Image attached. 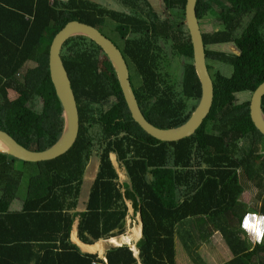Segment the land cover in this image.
Instances as JSON below:
<instances>
[{
  "label": "trees",
  "instance_id": "16d2710c",
  "mask_svg": "<svg viewBox=\"0 0 264 264\" xmlns=\"http://www.w3.org/2000/svg\"><path fill=\"white\" fill-rule=\"evenodd\" d=\"M161 1L175 15L158 17L143 0L145 11L153 16L144 20L143 41L136 38L121 47L137 78L132 83L129 72L143 115L155 126L170 128L191 116L200 84L184 24L185 0ZM30 3L32 7H3L7 12L0 14V129L26 148L42 150L59 138L64 124L48 70L53 36L69 20L99 27L105 15L118 16L91 0ZM195 9L198 20L209 13L218 23L211 32H201L208 70L210 61L232 70L230 75L210 74L209 112L194 133L176 141L158 140L132 120L113 67L93 40L76 34L63 42L60 55L77 105L78 134L65 153L49 160L22 161L0 151V264H176L175 238L193 264H207L199 245L214 232L220 233L231 254L220 264H264V234L258 239L252 235V240L243 229L248 227L251 234L254 228L247 217L250 211L264 221V135L250 119L249 99L235 98L241 91L252 93L264 80V0H197ZM121 25L115 28L118 34ZM222 43L238 51L208 48ZM168 55L180 64L171 67ZM163 67L170 70L163 74ZM13 92L37 113L25 126L11 109ZM35 99L41 101L39 109ZM261 109L264 114V95ZM95 141L98 168L85 208L78 211L82 177ZM111 153L128 181L118 180ZM16 162L22 166L16 167ZM24 174L28 182L21 208L11 211ZM248 187L255 188V209L241 199ZM126 200L141 217L137 256L127 244L107 247L100 256L70 240L77 216V237L84 243L122 234Z\"/></svg>",
  "mask_w": 264,
  "mask_h": 264
},
{
  "label": "water",
  "instance_id": "95a60500",
  "mask_svg": "<svg viewBox=\"0 0 264 264\" xmlns=\"http://www.w3.org/2000/svg\"><path fill=\"white\" fill-rule=\"evenodd\" d=\"M196 1L185 0L184 24L191 42L192 64L200 84V97L195 110L183 124L177 127L161 128L149 122L139 107L132 89L128 64L119 48L96 27L78 20H69L55 33L48 49L49 75L56 96L61 104L64 118L63 129L59 138L45 149L32 150L21 145L10 134L0 129V141L6 147V149L0 151L6 152L22 161L38 162L53 159L65 153L73 145L78 134L79 116L70 79L63 65L60 51L63 42L68 37L76 34L84 35L93 40L105 53L113 67L118 86L131 118L143 131L161 141H176L194 133L209 112L213 100V82L206 64L202 34L199 20L196 16ZM263 95L264 80L251 93L248 108L253 125L264 135V114L261 109V98ZM139 219L141 223L140 212ZM70 240L77 244L82 251L95 252L82 249L79 243L72 239V236H70ZM109 244L114 246L111 243ZM131 249L134 255L137 256L138 250L135 244H133Z\"/></svg>",
  "mask_w": 264,
  "mask_h": 264
},
{
  "label": "rangeland",
  "instance_id": "374dc122",
  "mask_svg": "<svg viewBox=\"0 0 264 264\" xmlns=\"http://www.w3.org/2000/svg\"><path fill=\"white\" fill-rule=\"evenodd\" d=\"M92 2H97L99 5L104 6V7H119L120 4H118L119 0H91ZM151 2L156 9L158 10V12L161 13V15L163 17H167L172 15H175V13L173 11H170L168 9L165 8L164 4L162 3L161 0H148V2ZM149 2V3H150ZM214 7H218L217 4H214ZM162 17V18H163ZM199 27L202 33H208L211 32L212 30H214L215 28H217V21H216V17L213 16L212 14H207L205 16H203L199 21ZM103 31L105 34H107L109 37H111L116 43L120 44V39L114 34V32H112L111 30V26L110 25H105L103 28ZM161 43V42H159ZM208 48H211L213 50L216 51H221V52H237L238 50L235 48L234 45L231 44H227V43H222V44H212L209 45ZM165 50L168 52L169 49L166 47ZM170 57V66L173 67L175 66V64H180V60H177L176 57H172L171 55H168ZM105 60L104 56L101 55L100 58V65H102V61ZM109 60V59H108ZM110 62V61H109ZM102 68L104 67L103 65L101 66ZM170 68H166L163 67L161 69V72L163 74H165L166 71H169ZM231 66L227 65L225 63L219 62V61H210L209 64V73L212 74L215 71H220L222 74L224 75H230L231 73ZM179 73L181 72L180 68H178L177 70ZM129 72L130 75L132 76V74L134 75V77L132 78V83H135L137 78L136 75L134 73V71L132 70V67L129 65ZM251 93L247 92V91H241L235 94V98L237 102H242L245 101L247 99L250 98ZM11 98V104H12V111L14 113V115L16 116V118L18 119V121L21 123L22 126H25L29 121L34 120V118L37 116L36 111H32L31 109H29L27 107V105L25 104V100L23 99V97H19L18 94H15L14 92L10 95ZM41 106V101H38L37 99H35V108L39 109V107ZM98 143L97 141H95V145L93 148V152L85 166L84 169V173H83V177H82V185H81V191H80V195L78 197V206L77 209L78 211L83 210L85 208V204H86V199L88 196V192H89V188L91 186V183L95 177L97 168H98V163H99V155H98ZM110 159L112 161L113 166L115 167V170L118 174V180L120 182H124V181H128L126 172L124 170V167L117 161L116 155L114 153L110 154ZM15 166H22L21 162H16ZM28 182V176L26 174H24V176H22L21 180H20V185L17 191V197L22 199L24 197L25 194V187L27 185ZM264 183V181H263ZM250 208H257L258 207V203L255 199V188L253 187H248L245 189V191L242 194V198H241ZM127 204V214L125 216V220H124V225H123V229L124 232L122 234H119V237H113L110 238L109 240H113L114 242L112 244H127L128 242H130V240L133 241V244L136 242L135 236L134 234V228L139 227L140 225V219H139V213L138 211H135L131 205V201L130 200H126L125 201ZM18 203V199H15L12 207L15 209V206ZM247 214H249L248 219L249 222H252V220H256V225L253 228V230L251 231V234H248V227L243 228L244 231L246 232L247 235L250 236V238L252 240H254V236L255 235L258 239V237H262L264 234V223H263V218L261 215L259 214H252L251 211L248 212ZM78 216L75 218L73 225H72V229H71V235L73 237H77V223H78ZM72 231H74V233H72ZM139 233L138 229L135 231V235H137ZM70 235V236H71ZM122 236V237H121ZM125 236V237H123ZM130 240L127 241L129 238ZM107 238H102L99 240H105V242H97L96 244H93L92 247H89V249H96L101 251L103 249V245H104V249L102 251V253H98V255L103 256L105 250L107 249V247L110 246L109 243H111V241L109 242L106 241ZM125 240V241H123ZM123 241V242H122ZM109 242V243H108ZM129 245V244H127ZM130 246V245H129ZM175 250H176V264H193L191 262V260L189 259V257L187 256L185 250L183 249L180 241L178 238H175ZM199 252L201 254V256L203 257V259L207 262V264H220L222 261L227 260L230 258L231 254L227 248V246L225 245L221 235L219 232H214L212 234V236L207 239L204 242H201L199 245Z\"/></svg>",
  "mask_w": 264,
  "mask_h": 264
},
{
  "label": "flooded vegetation",
  "instance_id": "af4514ba",
  "mask_svg": "<svg viewBox=\"0 0 264 264\" xmlns=\"http://www.w3.org/2000/svg\"><path fill=\"white\" fill-rule=\"evenodd\" d=\"M94 2V1H93ZM150 2V1H149ZM99 8L105 9L107 11L117 12L118 18L114 19L112 14L105 15V17L101 18V23L96 27L103 35L109 38L123 53V49L121 47L122 43H130L134 40L139 39L137 42L143 41L144 34V20L145 19H153V16L150 12L145 11V4L143 0H126V2L121 3L118 2L119 7H104L99 5L97 2H94ZM150 6L153 8V11L157 14L158 17H163L160 12L156 9V7L150 2ZM96 14L97 9H94ZM150 13V14H149ZM110 25L112 32L120 39V44L116 43L111 37L104 33L103 27L105 25ZM121 25L122 34H118L115 31L116 26ZM126 50V49H125ZM62 50L60 51L61 54ZM207 61V59H206ZM129 71V69H128ZM131 81V80H130Z\"/></svg>",
  "mask_w": 264,
  "mask_h": 264
},
{
  "label": "crops",
  "instance_id": "0c3cea01",
  "mask_svg": "<svg viewBox=\"0 0 264 264\" xmlns=\"http://www.w3.org/2000/svg\"><path fill=\"white\" fill-rule=\"evenodd\" d=\"M3 7H6V8H8V9H10L11 7H32V4L30 3V0H0V14L1 13H6L7 11H4L5 10V8H3ZM17 8H15V10H16ZM0 21H1V18H0ZM0 24L2 25V26H4V24L3 23H1L0 22ZM15 199H18V203H17V205L15 206V209L12 207V205H13V203H14V201H15ZM87 200V199H86ZM21 204H22V199H20V198H18L17 196L10 202V205H9V210H11V211H13V210H18V209H20L21 208ZM245 218H246V216H245ZM256 221H257V219L256 220H252V222H249V225L251 226V224L253 223V227H255V225H256ZM263 223H264V221H263ZM138 229V231H139V233L137 234V235H135V231ZM253 230V229H252ZM72 233H74V231H72ZM134 236H135V239L137 240L138 238H139V236H141V223H140V225H139V227H137V228H134V234H133ZM72 236V235H71ZM114 237V236H113ZM113 237H109L108 239H106V241H108L110 238H113ZM115 237H119L118 235L117 236H115ZM122 237V236H121ZM123 237H125V236H123ZM126 238H129V237H126ZM72 239L74 240V241H76L77 243H79V245L82 247V249H85V250H88V251H95V252H98V253H102V251H103V249H104V245H103V249L101 250V251H99V250H96V249H89V247H92V245L93 244H96L97 242H105V240H97L96 242H94V243H92V244H86V243H83L82 241H80L79 239H78V237H73L72 236ZM130 240V238L127 240V241H129ZM123 241H125V240H123ZM122 241V242H123ZM110 242V241H109ZM111 244H112V242H111ZM127 244H129L130 245V247H133V241L132 240H130V242H128ZM135 244V243H134ZM91 245V246H90ZM114 245V244H113ZM116 245V244H115ZM117 245H121V244H117ZM88 246V247H87ZM87 247V248H86Z\"/></svg>",
  "mask_w": 264,
  "mask_h": 264
},
{
  "label": "bare ground",
  "instance_id": "6f19581e",
  "mask_svg": "<svg viewBox=\"0 0 264 264\" xmlns=\"http://www.w3.org/2000/svg\"><path fill=\"white\" fill-rule=\"evenodd\" d=\"M3 149H6V147H5V145H4V143H2L1 141H0V150H3ZM109 241H111L112 243L114 242L113 240H109ZM102 244H103V242H102ZM91 246V245H90ZM88 247V246H87ZM86 247V248H87Z\"/></svg>",
  "mask_w": 264,
  "mask_h": 264
},
{
  "label": "built area",
  "instance_id": "2783aa9c",
  "mask_svg": "<svg viewBox=\"0 0 264 264\" xmlns=\"http://www.w3.org/2000/svg\"><path fill=\"white\" fill-rule=\"evenodd\" d=\"M104 260H105V259H104ZM92 264H97V263L93 262Z\"/></svg>",
  "mask_w": 264,
  "mask_h": 264
}]
</instances>
